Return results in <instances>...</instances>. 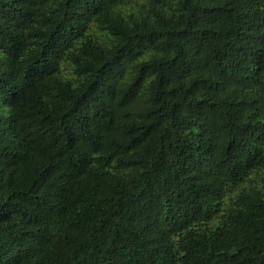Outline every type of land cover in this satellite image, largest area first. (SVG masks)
Wrapping results in <instances>:
<instances>
[{
    "label": "trees",
    "instance_id": "1",
    "mask_svg": "<svg viewBox=\"0 0 264 264\" xmlns=\"http://www.w3.org/2000/svg\"><path fill=\"white\" fill-rule=\"evenodd\" d=\"M0 264H264V0H0Z\"/></svg>",
    "mask_w": 264,
    "mask_h": 264
},
{
    "label": "rangeland",
    "instance_id": "2",
    "mask_svg": "<svg viewBox=\"0 0 264 264\" xmlns=\"http://www.w3.org/2000/svg\"><path fill=\"white\" fill-rule=\"evenodd\" d=\"M62 70H63L64 73L70 74V67L67 64H65L63 66V69Z\"/></svg>",
    "mask_w": 264,
    "mask_h": 264
}]
</instances>
